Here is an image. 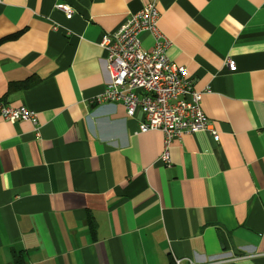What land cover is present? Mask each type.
<instances>
[{
  "label": "crops",
  "instance_id": "0c3cea01",
  "mask_svg": "<svg viewBox=\"0 0 264 264\" xmlns=\"http://www.w3.org/2000/svg\"><path fill=\"white\" fill-rule=\"evenodd\" d=\"M61 1L71 19L54 0H0V105L39 128L0 118V264H264V0H155L218 136L173 139L168 167L139 112L90 103L101 37L147 0Z\"/></svg>",
  "mask_w": 264,
  "mask_h": 264
},
{
  "label": "built area",
  "instance_id": "2783aa9c",
  "mask_svg": "<svg viewBox=\"0 0 264 264\" xmlns=\"http://www.w3.org/2000/svg\"><path fill=\"white\" fill-rule=\"evenodd\" d=\"M53 10L65 19L73 16V9L61 0H54ZM158 16L155 0H147L113 34L101 37L98 45L105 52L107 78L104 91L90 103H120L126 117L139 112L142 120L137 133L157 131L162 134L159 160L168 167L169 145L173 139L181 140L184 135L199 131H207L214 141L218 136L200 107L202 93L192 89L184 67L168 59L169 41L157 27ZM144 32L152 38L149 50L140 46L139 36ZM224 63L229 72L235 71L233 59ZM0 118L11 124L28 122L39 136L37 117L32 110L0 105ZM173 262L180 264L181 260L174 257Z\"/></svg>",
  "mask_w": 264,
  "mask_h": 264
},
{
  "label": "trees",
  "instance_id": "16d2710c",
  "mask_svg": "<svg viewBox=\"0 0 264 264\" xmlns=\"http://www.w3.org/2000/svg\"><path fill=\"white\" fill-rule=\"evenodd\" d=\"M7 38H5V39H7ZM5 39H3V40H5ZM29 84H30V82H28V81L24 83L25 86H28ZM13 87H14L13 85H10V90L14 89ZM90 228L92 229V224H90Z\"/></svg>",
  "mask_w": 264,
  "mask_h": 264
}]
</instances>
